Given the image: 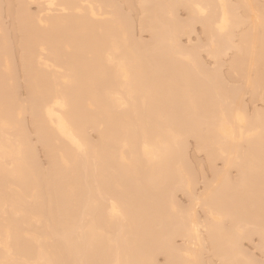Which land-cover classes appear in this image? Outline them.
Listing matches in <instances>:
<instances>
[{
	"label": "bare ground",
	"instance_id": "obj_1",
	"mask_svg": "<svg viewBox=\"0 0 264 264\" xmlns=\"http://www.w3.org/2000/svg\"><path fill=\"white\" fill-rule=\"evenodd\" d=\"M2 2L11 23L3 25L0 5V264H157L159 255L164 264H201L193 248L207 244L224 264H261L240 241L256 236L264 251V110L247 114L239 90L227 89L217 69L235 49L229 73L251 95L264 83L251 75L264 64L262 4ZM180 7L186 21L176 17ZM124 8L140 12L146 42L134 37ZM248 21L234 43L233 29ZM194 23L213 70L197 57L200 46L181 44ZM9 31L20 45L23 100L8 60ZM190 137L209 165H224L199 195L183 166ZM177 192L200 206L202 219L178 208ZM176 238L185 243L175 245Z\"/></svg>",
	"mask_w": 264,
	"mask_h": 264
},
{
	"label": "rangeland",
	"instance_id": "obj_2",
	"mask_svg": "<svg viewBox=\"0 0 264 264\" xmlns=\"http://www.w3.org/2000/svg\"><path fill=\"white\" fill-rule=\"evenodd\" d=\"M1 2L3 1V0H0ZM257 1V3L259 4V3H261L262 5V8L260 9V10H262V13L260 12V14H261V16L263 17L262 19L264 20V0H256ZM116 2H118V1H116ZM115 2V3H116ZM231 3L232 4H235L236 3V0H231ZM117 4V3H116ZM1 5V8H2V10H1V18H2V20L1 21H3L2 23H3V25L5 26V27H8V29H9V26H10V23H11V18L9 17V16H7V14H5V10H6V4H5V2L3 3H1L0 4ZM260 5H259V7H261ZM37 6L36 5H31L30 7H29V9H30V12L31 13H35L36 12V10L38 11V8H36ZM5 10H4V9ZM36 9V10H35ZM125 9V8H124ZM137 9V8H136ZM124 11V10H123ZM127 11V12H126ZM137 10H127V9H125V12L124 13H126V14H128L129 16H130V19L133 21L132 23V31H133V35H135L134 37L135 38H137V39H140V40H142V41H147V39H149V35H148V33L147 32H145V33H141V30L139 29V21L138 20H140V16H141V14H140V12L139 11H137V12H139V14L136 12ZM186 10H184V8H178L177 9V11H176V17L179 19V20H183V21H186L187 20V16H188V14H187V11L185 12ZM240 11H242V9L240 10ZM240 11L238 10V14H240V15H242L241 13H240ZM244 11V10H243ZM38 13V12H37ZM36 13V14H37ZM243 13V12H242ZM5 14V15H4ZM247 15H249L248 13H247ZM250 15H252V14H250ZM131 16H133V18L131 17ZM4 17V18H3ZM251 17V16H250ZM135 18V19H134ZM5 20V21H4ZM138 21V22H137ZM8 22V23H7ZM248 22H249V24H248ZM248 22H244V23H241V24H239L238 25V27H236V28H234L233 29V41H234V43H236L237 44V42H238V37H239V32L240 31H244V29H246L247 27H251V25H250V21H248ZM195 24V23H194ZM193 24V25H194ZM138 26V27H137ZM241 26V27H240ZM247 26V27H246ZM262 29V28H261ZM261 29H259V32L260 33H262V38L264 37V28L262 29V32H261ZM140 30V31H139ZM235 30V31H234ZM242 31V32H243ZM15 32V31H14ZM13 32V33H14ZM193 32V33H192ZM203 31H202V26L200 25V24H195L193 27H192V31H191V33L189 34V38L188 37H182L181 38V44H183V46H185V47H192L193 45H194V47L196 46L197 48H198V50H197V57L199 58V60H201V62L203 63V65L208 69V70H213V68H215V61L213 60V59H210L209 57H208V55H207V53H206V51L202 48V45L201 44H203V42H201L202 40L205 42V37H204V34L202 33ZM9 34L11 33L10 31L8 32ZM13 33H11L10 35L11 36H15V35H12ZM141 33V34H140ZM241 33V32H240ZM7 34V33H6ZM8 35V34H7ZM10 35H8L10 38H12ZM17 36V35H16ZM137 36V37H136ZM138 37H140V38H138ZM236 37V38H235ZM9 38V39H10ZM16 37H14L12 40L10 39V42L11 41H13L14 39H15ZM16 40V39H15ZM200 40V41H199ZM237 40V41H236ZM17 42H18V40H16ZM198 41V42H197ZM263 41H264V38H263ZM9 43V42H8ZM12 43V44H11ZM11 43H9L8 45H9V47H11V45L13 46V42H11ZM192 43V44H191ZM11 44V45H10ZM15 44V43H14ZM18 44H19V42H18ZM15 46L16 47H12V52H11V50H10V48H9V50H10V53L12 54V55H10V58L11 59H8V60H10L11 62L9 63L10 65L12 64V63H14V64H12L11 66L13 67V65H14V68H12L11 66V69L13 70V69H17V70H15V74H13V75H15L14 77H15V83H16V87H18L17 89H19V90H17V92L20 94V95H18L19 97H20V99H22L23 100V98H25V89H24V87H23V83H24V80H23V74H22V72H21V68H20V61H19V52H21V50L19 51V49H18V47H20V45L17 47V45L15 44ZM13 48H14V50H13ZM202 48V49H201ZM15 49H16V54H14L15 53ZM199 50H201V51H199ZM14 52V53H13ZM236 51H235V49H230V50H227V52L226 53H223V55H221V58H219L220 60H219V64L218 65H220L218 68L219 69H217L218 70V74L221 76V78H222V80L224 81V83H225V87L228 89V88H230V89H235V88H237L238 90H239V92H240V95H241V102H242V108H243V110L244 111H246V113L247 114H250L251 115V113L253 112V109L254 108H257V109H259V108H261V109H259V110H264V83H262V81L261 80H263V82H264V69H262V68H264V67H262V66H264V64H263V62L261 63V64H259L258 66H254V68H253V70H255V71H253L252 70V73L253 74H251V75H257V74H259V76L261 75V77L262 78H260V77H257L256 76V78H259V81L258 82H260L262 85H260L261 87L258 89V91H257V93L256 94H252L253 96H255V97H252V95L250 94V92H248V91H250L249 90V88L247 87V89H246V87L245 86H247V85H245L243 82H244V80H241V78H240V76H234V75H232V74H230L229 72H230V70H228L229 69V62L232 60V58L236 55V53H235ZM233 55V56H232ZM231 56H232V58H231ZM12 57H14L13 59H12ZM8 58H9V56H8ZM231 58V59H230ZM221 61V62H220ZM16 65V66H15ZM261 65V66H260ZM217 67V66H216ZM256 67V68H255ZM258 67H259V69H258ZM262 67V68H261ZM19 68V69H18ZM261 68V69H260ZM19 70V71H18ZM258 70V71H257ZM261 70H263V71H261ZM17 72V73H16ZM254 72H263V75H262V73H254ZM14 73V72H13ZM229 73V74H228ZM22 74V75H21ZM226 75V76H225ZM232 76V78L231 77H229V76ZM223 76V77H222ZM254 76V77H255ZM22 77V78H21ZM224 78H225V80H224ZM227 78H231V80H230V82H229V80H227ZM251 78H252V76H251ZM226 80H227V82H229V83H227L226 82ZM17 81V82H16ZM17 84H18V86H17ZM228 84V85H227ZM242 84H244L243 86H242ZM230 86V87H229ZM263 87V88H262ZM22 90V91H21ZM261 90V91H260ZM246 92V93H245ZM246 94V95H245ZM258 94V95H257ZM251 96V97H250ZM261 97V98H260ZM255 98V99H254ZM251 100H252V102H251ZM254 105H253V104ZM254 107V108H253ZM262 113H264V111H262ZM28 117V118H27ZM25 121V123H27V127H29L28 126V124H29V116L28 115H25V117L23 118ZM28 129H30V128H28ZM92 133V134H91ZM89 136L91 137L92 136V140H95V136H96V134L94 133L93 134V132H89ZM94 135V136H93ZM35 138V139H34ZM30 139H31V142L32 143H34L35 144V146H36V155H37V159H38V161H39V163L41 164V166H43V167H46V164H47V160H45L46 159V157H45V154H44V151H42L43 149L41 148V145H39L37 142H36V137L33 135V136H31L30 135ZM35 140V141H34ZM185 142L186 143H184V147H183V152H184V159H183V166L185 167V169L187 170V172H188V174L191 176V178L193 179L192 181H193V192H194V194H197V195H199V194H201L203 191H204V189H205V186H206V184H208L210 181V179H211V181L213 180L212 178H213V175H214V171L216 170V168L218 169V171H222L223 169H224V165H223V161L222 160H216L213 164H210L209 165V163H208V161L206 160V155H205V153H203V152H199V150L197 149V146H196V143L194 142V139L192 138V137H190V138H187L186 140H185ZM39 145V146H38ZM43 152V153H42ZM222 163H221V162ZM46 163V164H45ZM185 164V165H184ZM216 167V168H215ZM211 168H213V169H211ZM222 168V169H221ZM230 172H228V175L230 176V178L231 177H233V178H236V175H237V173H236V169H234L233 170V168H229L228 169ZM227 170V171H228ZM230 173V174H229ZM207 182V183H206ZM175 201H176V204H177V206H178V208H180V209H188V210H192L191 208H193V210L192 211H194V213L197 215V217H199V219H202V217H203V211H202V209L200 208V206H198L197 204H195L194 202H192V200L186 195V194H184V193H182V192H177L176 194H175ZM192 203V204H191ZM194 204V205H193ZM198 207H197V206ZM195 208H196V211H195ZM249 213V212H248ZM201 217V218H200ZM226 219V218H225ZM225 219L223 220V223L222 224H225V225H223L222 227H224V229H227V227H229L230 226V220L229 219H227L226 221H225ZM225 221V222H224ZM228 222V223H227ZM227 224V225H226ZM247 230H249V228L247 229ZM249 234H250V232H248ZM247 238H249V239H247ZM251 238H252V240H251ZM244 240V241H243ZM175 245H177V246H182L184 243H185V241L182 239V238H176L175 239ZM183 242V243H182ZM242 242V243H241ZM187 243V242H186ZM257 245H258V238H256V236H250V237H246V238H243L241 241H240V248H241V250L247 255V256H250V258H252V260H255V262H257V263H261V264H263L264 263V251H260V250H258L256 247H257ZM206 246H208V244L207 245H204V246H202V249L200 248V247H192L193 248V251H197V250H199V261L201 262V264H224L221 260H218L219 258L217 257V256H215L214 255V253L208 248V247H206ZM205 247V248H204ZM201 250H200V249ZM206 248H208V250L206 249ZM243 248V249H242ZM206 249V250H205ZM204 250V251H203ZM210 250V251H209ZM208 251V252H207ZM202 252V253H201ZM210 252V253H209ZM201 254V255H200ZM157 260V264H164V256L163 255H159L157 258H156ZM204 261V262H203ZM210 262V263H209ZM263 262V263H262Z\"/></svg>",
	"mask_w": 264,
	"mask_h": 264
}]
</instances>
